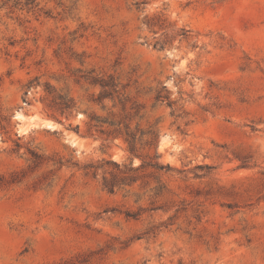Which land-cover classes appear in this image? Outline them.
Segmentation results:
<instances>
[{
	"label": "rangeland",
	"instance_id": "rangeland-1",
	"mask_svg": "<svg viewBox=\"0 0 264 264\" xmlns=\"http://www.w3.org/2000/svg\"><path fill=\"white\" fill-rule=\"evenodd\" d=\"M0 264H264V0H0Z\"/></svg>",
	"mask_w": 264,
	"mask_h": 264
},
{
	"label": "trees",
	"instance_id": "trees-1",
	"mask_svg": "<svg viewBox=\"0 0 264 264\" xmlns=\"http://www.w3.org/2000/svg\"><path fill=\"white\" fill-rule=\"evenodd\" d=\"M102 86H104V84H102ZM157 98L159 99V98H161V97L158 96ZM132 150H133V149L131 148V151H132ZM156 167H161V168H163L162 166H158V165H156ZM104 187L107 188V189L110 190V191H113V190H114V187H115V184H113V183H105V184H104Z\"/></svg>",
	"mask_w": 264,
	"mask_h": 264
},
{
	"label": "bare ground",
	"instance_id": "bare-ground-1",
	"mask_svg": "<svg viewBox=\"0 0 264 264\" xmlns=\"http://www.w3.org/2000/svg\"><path fill=\"white\" fill-rule=\"evenodd\" d=\"M48 123V122H47ZM51 125H50V123H48V125H47V127H50Z\"/></svg>",
	"mask_w": 264,
	"mask_h": 264
}]
</instances>
